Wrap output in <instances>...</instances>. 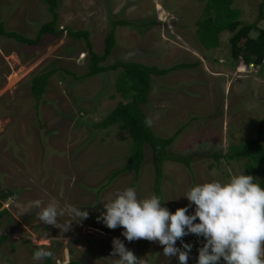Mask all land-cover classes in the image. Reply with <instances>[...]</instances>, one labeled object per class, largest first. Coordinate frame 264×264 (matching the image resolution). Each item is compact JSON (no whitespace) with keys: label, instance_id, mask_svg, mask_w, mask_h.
<instances>
[{"label":"rangeland","instance_id":"374dc122","mask_svg":"<svg viewBox=\"0 0 264 264\" xmlns=\"http://www.w3.org/2000/svg\"><path fill=\"white\" fill-rule=\"evenodd\" d=\"M212 1L60 0L58 29L89 32L99 55L110 23H131L117 28V45L107 64L191 66L152 77L148 102L142 106L157 137H171L187 125L169 152L190 157L191 172L182 164H164L162 206L173 213L188 204L182 196L197 184L224 182L241 173L252 175L256 183L260 179L253 167H246L252 164L249 159L216 161L212 156L225 155L255 138L264 118V64L248 68L234 61L228 31L220 35L218 49H206L198 39V22ZM233 1L231 9L241 22L264 29V17L258 21L262 0ZM50 20L43 0H0V23L8 31L34 39ZM152 22L156 25L144 26ZM87 61L85 42L66 33L59 38L46 36L35 47L0 37V195L7 190L14 193L0 200V210L9 211L0 219V237H7L0 247V264H43L44 259L32 258L41 248L52 252L56 264L72 259L80 264H118V257L111 255L114 238L123 241L140 264H179L177 257L163 254L158 242H129L123 228L109 229L97 220L103 202L129 187L139 199L154 195V171L146 147L138 181L129 173L109 183L110 173L125 165L131 140L117 127L97 130L94 126L127 100L116 92L120 71L86 78ZM52 69L59 71L36 100L31 80ZM51 202L63 212L56 226L37 218ZM70 207L86 210L87 218L78 221ZM183 239L193 245L188 264H196L203 238Z\"/></svg>","mask_w":264,"mask_h":264},{"label":"trees","instance_id":"16d2710c","mask_svg":"<svg viewBox=\"0 0 264 264\" xmlns=\"http://www.w3.org/2000/svg\"><path fill=\"white\" fill-rule=\"evenodd\" d=\"M43 2L47 6V12L51 20L40 27L34 39L26 38L19 33L6 30L3 23H0V37L14 40L17 43L29 47H35L46 36L59 38L66 33L73 40H83L85 42L88 61L87 73L84 77L91 78L120 71L116 81V92L121 98L127 100V102L118 103L103 121L94 126L97 130H107L111 127H117L119 130L127 132L131 140V150L126 157L125 165L121 169L111 172L108 181L110 183L119 176L129 173H133L136 181H138L146 160L145 148L149 147L154 171L152 191L163 202L162 183L165 178V162L171 161L182 164L191 172L190 157L175 155L169 152V148L181 135L187 125L175 131L176 133L171 137H157L151 127L145 124V119H148V117L145 115L142 106L148 102L152 77L164 76L172 71L190 68L191 66L188 64H180L169 69H159L155 66H146L135 62L120 61L107 64L108 59L113 54L114 48L117 45V28L130 26L131 23L125 20L111 22L110 30L104 40V51L102 55H99L92 48L89 32L74 31L68 28L58 29L60 0H43ZM233 2V0H213L207 4L202 19L198 22V39L204 48L218 49L220 46V35L224 31H228L231 34L229 44L232 59L242 62L245 67L259 68L264 64V29H259L257 23L245 24L241 22L231 9ZM258 9V21H262L264 17V0L259 4ZM149 25H156V22L144 24V26ZM253 32H256L255 38L251 37ZM58 71V69H52L34 77L30 82L32 97L40 100L47 91L50 79ZM212 156L216 161H220L221 159L226 161H241L244 158L251 160L252 164H248L246 167H253V174H260L258 183L261 187H264V118L258 125L255 138L247 140L240 146L234 147L225 155L213 154ZM107 186L108 184L102 186L100 191ZM13 195V192L7 190L2 192L0 200L5 201ZM4 216H9V211L6 209L0 210V219ZM6 239V236L0 237V247ZM43 264L56 263L52 256L45 258ZM67 264L80 263L72 259Z\"/></svg>","mask_w":264,"mask_h":264},{"label":"clouds","instance_id":"9594fccd","mask_svg":"<svg viewBox=\"0 0 264 264\" xmlns=\"http://www.w3.org/2000/svg\"><path fill=\"white\" fill-rule=\"evenodd\" d=\"M145 124L151 127L152 120L146 118ZM255 180L241 173L224 182L197 184L182 196L188 204L174 213L162 206L160 197L139 199L136 190L129 187L103 202L104 211L97 220L109 229L123 228L122 235L129 242H158L163 254L177 257L179 264H188L193 245L183 238L189 235L204 241L198 248L196 264H264V187ZM68 211L78 221L88 216L86 210L75 207ZM58 215L63 212L51 202L37 213V218L43 224L56 226ZM112 246L111 255L118 257V264H140L119 238L113 239ZM52 255L41 248L32 258L41 261Z\"/></svg>","mask_w":264,"mask_h":264}]
</instances>
